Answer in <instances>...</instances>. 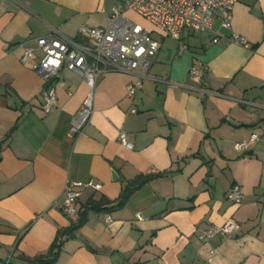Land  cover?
I'll return each mask as SVG.
<instances>
[{
  "label": "crops",
  "instance_id": "1",
  "mask_svg": "<svg viewBox=\"0 0 264 264\" xmlns=\"http://www.w3.org/2000/svg\"><path fill=\"white\" fill-rule=\"evenodd\" d=\"M121 1L0 0V264L45 255L78 218L61 209L65 185L89 180L101 189L81 190L85 221L53 264H264V0H237L229 29L215 21L216 42L211 32L175 40L153 30L159 48L145 77L99 75L90 122L73 136L89 86L62 66L57 107L44 113L46 84L21 63L19 45L55 30L89 46L79 29L105 26ZM233 34L248 46L232 43ZM42 55L36 49L34 61ZM191 68L203 71L200 81ZM136 81L141 88L128 96ZM252 133L260 137L236 150ZM138 175L154 177L122 207L85 210L89 198H118ZM234 186L239 204L226 197ZM227 221L239 225L233 235L199 240L200 230Z\"/></svg>",
  "mask_w": 264,
  "mask_h": 264
},
{
  "label": "built area",
  "instance_id": "2",
  "mask_svg": "<svg viewBox=\"0 0 264 264\" xmlns=\"http://www.w3.org/2000/svg\"><path fill=\"white\" fill-rule=\"evenodd\" d=\"M237 0H123L111 7L107 15V23L103 27H81L79 34L90 41L89 46L79 43L53 30L49 34L34 39V46L22 47L20 61L32 68L44 80L42 110L48 113L57 107L55 96V78L62 66L79 75L90 90L81 107L71 120L70 131L74 136L82 133L89 124L94 111L93 89L96 79L108 70L136 73L145 77L151 65V59L159 48L158 41L152 31L136 23L129 13L136 14L150 23L154 29L168 38L180 40L184 31L211 32L216 42L221 34L214 29V23L219 21L225 29L231 27V13ZM229 40L239 46L247 47V40L236 34ZM43 53L40 61L35 62V50ZM183 48H181L182 50ZM203 71L191 68L189 77L200 81ZM141 81L129 83L126 86L128 96H132L141 88ZM260 137L252 133L247 140L237 142L238 151L246 150ZM119 141L130 147L124 131L119 132ZM101 183L89 180L87 182L67 183L61 209L69 217L78 216L77 201L83 188L95 191L101 189ZM227 199L235 204L241 203L242 195L237 187L227 192ZM138 220L143 216L137 214ZM239 225L227 221L221 226H211L198 232V238L207 242L215 236L233 235Z\"/></svg>",
  "mask_w": 264,
  "mask_h": 264
},
{
  "label": "trees",
  "instance_id": "3",
  "mask_svg": "<svg viewBox=\"0 0 264 264\" xmlns=\"http://www.w3.org/2000/svg\"><path fill=\"white\" fill-rule=\"evenodd\" d=\"M154 175H138L133 180L128 182L125 187H123L118 198L114 200H109L106 197L102 196L99 199L95 200L89 198L85 203V210H94V211H110L114 208L122 207L125 205L128 198L131 194L136 191L139 187L147 183ZM82 211L78 212V218L74 224L70 227L60 230L52 244L50 245L48 252L45 255L38 256L36 258H25L27 264H53L56 262L59 252L64 241V238H68L74 235L76 229L85 221L86 213Z\"/></svg>",
  "mask_w": 264,
  "mask_h": 264
},
{
  "label": "rangeland",
  "instance_id": "4",
  "mask_svg": "<svg viewBox=\"0 0 264 264\" xmlns=\"http://www.w3.org/2000/svg\"><path fill=\"white\" fill-rule=\"evenodd\" d=\"M129 15H130V17H132V19H133L136 23H139V24L142 25L144 28H146V29H148V30H151V31H153V30L155 31L154 27H153L150 23H148L144 18H142V17H140V16H138V15H136V14H133V13H131V14H129ZM154 35H155L156 38L159 37V36H157V34H155V33H154ZM196 35H197V36H206V33L197 32Z\"/></svg>",
  "mask_w": 264,
  "mask_h": 264
},
{
  "label": "water",
  "instance_id": "5",
  "mask_svg": "<svg viewBox=\"0 0 264 264\" xmlns=\"http://www.w3.org/2000/svg\"><path fill=\"white\" fill-rule=\"evenodd\" d=\"M111 178L113 180H117L118 179V175H117V173L114 170H111ZM83 214H84V212H83Z\"/></svg>",
  "mask_w": 264,
  "mask_h": 264
}]
</instances>
